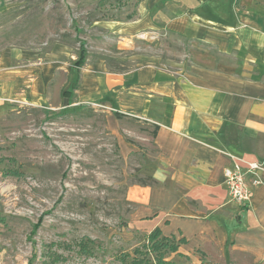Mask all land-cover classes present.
Instances as JSON below:
<instances>
[{
    "label": "crops",
    "instance_id": "1",
    "mask_svg": "<svg viewBox=\"0 0 264 264\" xmlns=\"http://www.w3.org/2000/svg\"><path fill=\"white\" fill-rule=\"evenodd\" d=\"M8 9L0 0V13ZM91 25L123 36L178 34L189 42L186 60L115 72L100 58L74 65L59 43L4 46L0 106L99 102L114 109L104 110L112 134L138 140L127 154L138 150L140 177L155 180L127 188L128 227L181 239L175 253L192 264H264V170L246 205L230 198L224 180L229 154L264 162V0H137L132 18ZM149 138L153 159L139 145Z\"/></svg>",
    "mask_w": 264,
    "mask_h": 264
},
{
    "label": "rangeland",
    "instance_id": "2",
    "mask_svg": "<svg viewBox=\"0 0 264 264\" xmlns=\"http://www.w3.org/2000/svg\"><path fill=\"white\" fill-rule=\"evenodd\" d=\"M5 2L0 48L51 49L59 43L70 48L72 60L83 48L86 62L103 59L115 72L186 60L189 42L178 34L123 36L92 27L96 19L132 18L137 0ZM60 106L10 101L0 106V156L14 157L24 172L15 177L0 170V264H129L121 254H132L144 241L128 227L133 203L126 199L127 188L141 176L142 154H127L138 140L122 133L120 142L105 113L114 109L99 102ZM139 145L148 159L155 157L151 138ZM83 237L95 240L93 255L77 251L75 242ZM165 260L192 264L176 253Z\"/></svg>",
    "mask_w": 264,
    "mask_h": 264
},
{
    "label": "trees",
    "instance_id": "3",
    "mask_svg": "<svg viewBox=\"0 0 264 264\" xmlns=\"http://www.w3.org/2000/svg\"><path fill=\"white\" fill-rule=\"evenodd\" d=\"M108 1V0H99ZM129 18V15H127ZM85 50L81 48L80 55L73 60V64L76 66H82L85 61ZM122 71V70H119ZM117 118L121 117L118 112L115 113ZM0 164L3 166L0 168L2 175L20 177L23 175L20 164L14 157L0 156ZM136 183L143 185H152L155 180L149 176L139 177ZM35 230L32 231V234ZM31 237V236H30ZM182 240H175L174 237H167L162 235L158 228L153 229L150 233L144 235V241L140 246L136 245L132 248V254L125 252L121 254L122 260L129 262V264H170L168 260H165V256L168 253H175L178 251V246ZM77 251L85 255H93L95 240L89 237H83L75 242Z\"/></svg>",
    "mask_w": 264,
    "mask_h": 264
},
{
    "label": "built area",
    "instance_id": "4",
    "mask_svg": "<svg viewBox=\"0 0 264 264\" xmlns=\"http://www.w3.org/2000/svg\"><path fill=\"white\" fill-rule=\"evenodd\" d=\"M232 164L224 168V180L230 198L241 205H246L251 197V185L261 182L259 172L264 170V162L260 160H247L229 154ZM252 175L251 184L246 180Z\"/></svg>",
    "mask_w": 264,
    "mask_h": 264
}]
</instances>
